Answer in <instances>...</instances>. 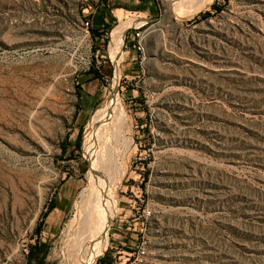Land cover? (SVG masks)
Masks as SVG:
<instances>
[{"label":"rangeland","instance_id":"obj_1","mask_svg":"<svg viewBox=\"0 0 264 264\" xmlns=\"http://www.w3.org/2000/svg\"><path fill=\"white\" fill-rule=\"evenodd\" d=\"M114 1L0 0V264H84L109 215L91 264L143 244L139 264H264V0ZM136 20L146 56L123 41L115 71L112 31ZM90 71L105 94L78 127Z\"/></svg>","mask_w":264,"mask_h":264},{"label":"crops","instance_id":"obj_2","mask_svg":"<svg viewBox=\"0 0 264 264\" xmlns=\"http://www.w3.org/2000/svg\"><path fill=\"white\" fill-rule=\"evenodd\" d=\"M125 0H115V4H121ZM143 4H146L149 11H154L153 5L151 2L153 0H144ZM105 4L98 5L96 10H94L89 16L92 20L93 32H103V27L106 23L110 22L111 15L107 14ZM118 9H124L123 7H118ZM153 15V13L151 14ZM129 32H126V38L124 39V55L128 54L129 58L133 60L137 54V51L134 47V40L128 36ZM133 40V41H132ZM97 44H103L104 39L103 35H95V40ZM79 84V102L76 112V124L78 127H85L91 121V115L96 109V107L101 103L104 97L103 83L100 77L95 75V72H86L79 75L78 78ZM78 130V128L76 129Z\"/></svg>","mask_w":264,"mask_h":264},{"label":"bare ground","instance_id":"obj_3","mask_svg":"<svg viewBox=\"0 0 264 264\" xmlns=\"http://www.w3.org/2000/svg\"><path fill=\"white\" fill-rule=\"evenodd\" d=\"M176 1H179V3H181V2L182 3H187L190 0H176ZM205 1L206 0H201V3L204 4ZM208 1L211 2L213 0H208ZM119 11H122V10L119 9ZM119 14L121 16V12ZM130 24H134L133 26H136L138 24H141V22L138 21V20H136V21H134V23L133 22H131L129 24L124 23V24H121L120 26L114 28V30L112 31V41L114 42V46L112 44V46H113L112 50L115 52V54H114L115 56H114V59H113L114 60V63L116 61L115 65L116 64L118 65L120 59H122V55H123L122 54V44H123V41H124V35H125L126 30L129 29L130 27H132V26H130ZM119 74L120 73L118 72L116 74V76L114 77V82H113L114 83V89H115L114 97L113 96H110L107 99L106 103H104L105 105L103 107L98 108L97 111H96V113L93 116V120L92 121L94 123H100L99 125H95L94 126V128L97 129L96 130V133H94V136H93V138H94V140L96 142L98 140L99 135L105 132L106 126L110 123L109 120L112 118V116L114 115L115 111H118L119 113L122 112V105H121L122 103H120V101H119V98H118L119 95H118V92H117V86L119 85V78H120V75ZM90 142L93 143L92 142V138H89L88 139L85 150H89L88 148H90V147L88 146V144ZM95 163H97V160H95ZM104 188L101 189V192H103L104 194H106L107 191ZM51 216H52V214H51ZM110 218H111L110 215L104 218V221H106L107 226H106L105 222L101 225L100 231L98 232L99 235H97V237H96L95 248L93 249L92 252H90V254L87 257L86 262L84 264H91L93 261L96 260L98 254L100 252H103L104 249L106 248V246L108 244V240H107L106 236L104 235V232L107 231L108 224L110 223Z\"/></svg>","mask_w":264,"mask_h":264},{"label":"built area","instance_id":"obj_4","mask_svg":"<svg viewBox=\"0 0 264 264\" xmlns=\"http://www.w3.org/2000/svg\"><path fill=\"white\" fill-rule=\"evenodd\" d=\"M82 27L84 29H86L87 32H90V30L92 28L91 18L87 17V18L83 19L82 20ZM132 34H133V40H134V47H135L137 53L139 54V56L141 57V59H144V57L146 56L147 32L145 30H141V26H134ZM112 63H113V65H115L114 60L112 61ZM114 68L116 71V65ZM147 253H148L147 246L143 244L138 248L137 251L134 252L132 257L128 256L120 264H139L147 256Z\"/></svg>","mask_w":264,"mask_h":264},{"label":"water","instance_id":"obj_5","mask_svg":"<svg viewBox=\"0 0 264 264\" xmlns=\"http://www.w3.org/2000/svg\"><path fill=\"white\" fill-rule=\"evenodd\" d=\"M92 11H93V7H92V6H89V7L85 8V9L83 10V16H87V15L91 14ZM125 38H126V33H125V35H124V39H125Z\"/></svg>","mask_w":264,"mask_h":264}]
</instances>
